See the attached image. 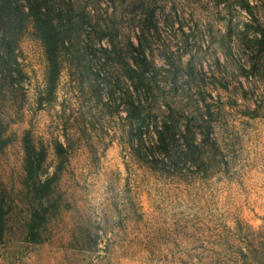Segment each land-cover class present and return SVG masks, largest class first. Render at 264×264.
<instances>
[{
    "label": "rangeland",
    "instance_id": "374dc122",
    "mask_svg": "<svg viewBox=\"0 0 264 264\" xmlns=\"http://www.w3.org/2000/svg\"><path fill=\"white\" fill-rule=\"evenodd\" d=\"M0 215V264H264V0H0Z\"/></svg>",
    "mask_w": 264,
    "mask_h": 264
},
{
    "label": "trees",
    "instance_id": "16d2710c",
    "mask_svg": "<svg viewBox=\"0 0 264 264\" xmlns=\"http://www.w3.org/2000/svg\"><path fill=\"white\" fill-rule=\"evenodd\" d=\"M30 13L34 16L36 29L41 34L45 46H46V54L48 56L50 65L52 67V84L55 82L54 75L56 70L58 69V46H57V39L55 37V33L53 27L51 26L50 22L47 20L45 15L41 11H39V5H35L33 3L29 4ZM5 143V140H2V144ZM25 150H26V158H25V166L28 177H32V179H38L36 173L38 165L42 164L44 160V153L38 151L37 147L32 143L31 138L26 136L25 138ZM40 179V178H39ZM41 180H39L40 182ZM44 183H48L44 182ZM44 183H41L42 185ZM38 225L36 223H30L29 226V234L33 240H37ZM3 228V218L0 215V229Z\"/></svg>",
    "mask_w": 264,
    "mask_h": 264
}]
</instances>
